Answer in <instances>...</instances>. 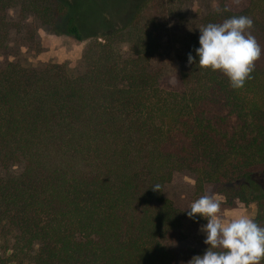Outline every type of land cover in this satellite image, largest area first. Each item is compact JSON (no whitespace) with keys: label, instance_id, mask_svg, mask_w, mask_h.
<instances>
[{"label":"trees","instance_id":"1","mask_svg":"<svg viewBox=\"0 0 264 264\" xmlns=\"http://www.w3.org/2000/svg\"><path fill=\"white\" fill-rule=\"evenodd\" d=\"M188 1L143 0L124 26L85 39L73 0H0V51L13 32L29 42L28 18L87 41L75 69L0 64V264H188L207 248L187 245L206 220L163 196L175 174L195 199L211 185L229 205H256L264 228V51L239 89L189 65ZM239 15L264 49V0H218L200 28ZM166 30L186 44L180 90L152 66Z\"/></svg>","mask_w":264,"mask_h":264},{"label":"rangeland","instance_id":"2","mask_svg":"<svg viewBox=\"0 0 264 264\" xmlns=\"http://www.w3.org/2000/svg\"><path fill=\"white\" fill-rule=\"evenodd\" d=\"M142 1L73 0V6L83 27L84 38L89 39L124 26ZM242 1L244 0H238L241 3ZM217 6L218 0H189L183 5L182 15L188 22L192 36L198 34L202 19ZM8 16L12 21H18L17 9L9 11ZM20 25H25L23 30H32V38L29 42L21 43L13 32L8 40V48L0 51V64L13 61L14 56H17L26 65L34 67L48 63H66L70 69L78 68L87 41L78 43L67 35L55 34L49 27L42 26L30 18L22 20ZM170 32L168 30L161 32L159 49L152 61V66L168 77L169 88L180 90L178 78L185 61L186 44ZM204 192L206 195L219 199L220 212L225 219L242 214L254 219L258 213L256 205L253 204L244 205L235 202L229 205L222 196L215 193L211 185L206 186ZM163 196L171 201L174 207L187 213L191 203L196 200L193 179L175 174L164 186ZM206 222H195V232L187 241L189 247L200 250L207 246L204 244L205 235L200 231ZM261 264H264V261Z\"/></svg>","mask_w":264,"mask_h":264},{"label":"clouds","instance_id":"3","mask_svg":"<svg viewBox=\"0 0 264 264\" xmlns=\"http://www.w3.org/2000/svg\"><path fill=\"white\" fill-rule=\"evenodd\" d=\"M252 27L253 20L246 15L201 27L199 47L195 56L188 55V64L219 71L231 88H242L253 71L254 62L264 51L251 34ZM158 188L157 185L154 190ZM220 208L219 199L209 195L191 203L188 218L207 221L200 229L207 248L203 255L192 257L188 264H261L264 261V228L243 214L225 219Z\"/></svg>","mask_w":264,"mask_h":264}]
</instances>
